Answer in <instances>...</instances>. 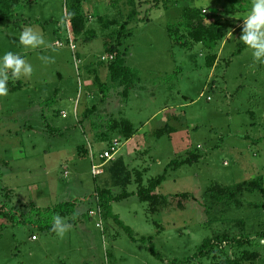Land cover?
<instances>
[{"label": "rangeland", "instance_id": "rangeland-1", "mask_svg": "<svg viewBox=\"0 0 264 264\" xmlns=\"http://www.w3.org/2000/svg\"><path fill=\"white\" fill-rule=\"evenodd\" d=\"M136 2L138 15L121 46L136 76L128 97L111 80L112 54L105 49L117 30L109 21H128L127 0L85 2L86 30L74 36L75 49L67 0H19L13 15L0 20V56L13 51L33 67L27 78L9 73L19 87L0 96V208L13 216L0 213V264H218L224 248L218 246L213 260L199 249L204 239L223 234L229 256L249 249L260 253L253 264L264 263L258 236L264 194L246 191L237 206L214 203L207 192L214 184L259 177L264 184V63L239 40L253 0ZM186 5L202 8L206 23L221 20L225 37L216 45L214 66L204 43L182 46L169 31L184 30ZM25 26L42 33L45 44H20ZM97 75L109 91L101 90ZM123 119L133 126L130 139L108 130ZM166 125L175 131L157 136ZM114 140L119 151L94 175L93 164L102 163L100 154ZM189 152L201 155L197 163L170 165ZM163 174L156 192L169 205L152 214L137 196L138 179L147 185ZM101 189L130 196L113 200L111 214H99ZM185 193L190 196H177ZM67 201H76L75 213L59 215L71 225L68 231L38 227V217L54 223L57 216L45 210ZM241 235L252 244L232 249Z\"/></svg>", "mask_w": 264, "mask_h": 264}, {"label": "trees", "instance_id": "trees-1", "mask_svg": "<svg viewBox=\"0 0 264 264\" xmlns=\"http://www.w3.org/2000/svg\"><path fill=\"white\" fill-rule=\"evenodd\" d=\"M88 0H67V6L65 10V19L68 23V29L74 36L80 35L86 30L87 17L84 13L83 5ZM130 6V11L128 14V21L120 23L118 20L109 21L111 24L115 23L117 25V30L113 32L105 40V49L109 54H112V59L108 61V71L111 80L114 82H119L124 90L122 94L128 97L129 90L133 85L135 73L125 63V51L121 50L123 42L128 37L127 26L128 22L138 15V4L136 0H127ZM156 5L159 6L158 2L160 0H154ZM19 0H0V20H6L8 17L12 16L16 11V7ZM167 6L166 2L163 4ZM182 25L184 30H180L176 27L169 26V31L175 36L176 41H178L182 46H188L191 41L202 42L211 51L208 56V62L210 65L214 66L218 60L217 54L215 53L217 43L223 39L225 36L222 32L221 20L215 19L210 23H206V18L203 14V9L192 5H186L182 7L181 11ZM102 60V59H101ZM103 61V60H102ZM96 81L99 83L102 91H109V86L101 82L99 75L96 76ZM12 81L8 80V89L14 90L19 87L12 85ZM95 108H93L94 110ZM108 130L115 131L119 130L121 133L130 139L134 133L133 126L128 120H113L108 125ZM175 131V127L171 125H166L156 131L157 136H162L165 134L171 135ZM112 143V142H111ZM110 143V144H111ZM201 155L197 152H189L188 156L182 160H173L170 165L173 167H180L184 164H194L199 161ZM1 162V159H0ZM166 176L159 175L155 178L149 180L147 185L143 184V180L139 177L137 196L144 202L149 204V211L152 214L159 213L163 206L169 205V200L167 197L156 192L158 187L163 183ZM262 177L254 180L243 181L234 186H223L220 184H214L208 189V193L213 199L214 203L225 202L227 204H236L237 206L242 204L241 196L244 192L249 191H260L264 194V184ZM130 193L124 191L119 195H113L111 189H101L98 191L96 197L99 204V209L101 212H106V214H111L112 205L111 202L114 200H119L121 198H127ZM178 197L186 198L190 194H178ZM76 201H67L55 205L53 208L45 210V213L52 218L53 215L67 216L69 214L75 213ZM91 212V211H90ZM0 213L4 217L11 216L10 211H4L0 208ZM13 217V216H11ZM35 221V220H34ZM50 221V220H49ZM38 227L42 230L55 231L53 229V223L48 222L47 219L43 217H38L36 220ZM261 239H264V231L258 233ZM240 238H233V242L237 243L232 249L238 250L242 246L251 245L252 241L248 236H242ZM228 239L226 234L218 235L215 237H208L204 239L200 249L199 256L208 257L212 260L215 259L212 253L218 252V246L224 248L222 250L223 259L220 260L218 264H253L260 258V253L258 251H253L249 249L240 250L233 255V257L228 255V250L225 249V245L222 244ZM217 264V263H216ZM264 264V263H263Z\"/></svg>", "mask_w": 264, "mask_h": 264}, {"label": "clouds", "instance_id": "clouds-1", "mask_svg": "<svg viewBox=\"0 0 264 264\" xmlns=\"http://www.w3.org/2000/svg\"><path fill=\"white\" fill-rule=\"evenodd\" d=\"M255 60L264 63V0H253L250 10L243 18L240 39ZM19 43L25 47L36 48L45 44L42 33L32 26H25L19 36ZM33 72L32 64L19 53L7 51L0 56V96L9 91V73L13 78H27ZM71 227L59 216L54 217L53 229L63 235ZM264 244V239L260 241Z\"/></svg>", "mask_w": 264, "mask_h": 264}, {"label": "built area", "instance_id": "built-area-1", "mask_svg": "<svg viewBox=\"0 0 264 264\" xmlns=\"http://www.w3.org/2000/svg\"><path fill=\"white\" fill-rule=\"evenodd\" d=\"M70 32V30H69ZM69 44L71 46L72 49L76 48V45L74 43V39L72 34L70 33L69 35ZM113 56H110L109 58L112 59ZM120 148V143L119 140H114L112 141L111 144H109V146L107 148H105L103 150V152L100 154V159H102V163L100 164H93L92 166V172L94 175H98L102 173V167L104 166V164L110 160H113L115 158V155L117 154V152L119 151ZM97 212L95 211H91L90 215H95ZM98 213L101 214V210H98ZM100 224V223H98Z\"/></svg>", "mask_w": 264, "mask_h": 264}]
</instances>
